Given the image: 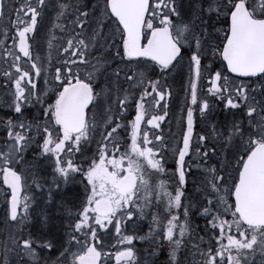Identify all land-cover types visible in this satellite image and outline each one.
<instances>
[{
  "label": "snow or ice",
  "instance_id": "6c2138e0",
  "mask_svg": "<svg viewBox=\"0 0 264 264\" xmlns=\"http://www.w3.org/2000/svg\"><path fill=\"white\" fill-rule=\"evenodd\" d=\"M0 197V264H264V0H0Z\"/></svg>",
  "mask_w": 264,
  "mask_h": 264
},
{
  "label": "flooded vegetation",
  "instance_id": "af4514ba",
  "mask_svg": "<svg viewBox=\"0 0 264 264\" xmlns=\"http://www.w3.org/2000/svg\"><path fill=\"white\" fill-rule=\"evenodd\" d=\"M178 79H177V83H176V73H174V98L171 101V105H172V110L174 115L178 114L179 111V106L183 103V91H181V85L183 83V81L186 79V75L182 76L180 74H177ZM204 87H207V85H204ZM219 107V105H217V108ZM218 117H220V115L216 114ZM161 128L163 130V132L165 134H167L169 132V122L166 119V121L161 123ZM171 130L173 132L178 131V127L176 125L175 119H172L171 121ZM157 134H159V130H157ZM169 167H171V164L168 165ZM198 222L197 224L199 225H203V221L199 220V219H195L194 217V222ZM147 232V221H145V223L142 225V232L140 233L141 235H143L144 233ZM135 247L138 250V256L141 258L142 262H144V264H152V260H155V264H160V261L165 259L164 255H160L158 257H148L146 255V252H150L151 248L149 246L148 243L145 242H141V241H137L135 243ZM188 253L184 252L182 253V259L184 256H187ZM188 264H191V258L189 257V261Z\"/></svg>",
  "mask_w": 264,
  "mask_h": 264
},
{
  "label": "rangeland",
  "instance_id": "374dc122",
  "mask_svg": "<svg viewBox=\"0 0 264 264\" xmlns=\"http://www.w3.org/2000/svg\"><path fill=\"white\" fill-rule=\"evenodd\" d=\"M177 83V80H176ZM63 194V193H62ZM70 195H67L65 197H70ZM57 200L60 199V196L58 195L56 197ZM3 198H2V204L0 205V235H2L3 233L7 232V226L3 223L4 217H3V212H4V208H3ZM43 204L39 203L37 206H35V211H40L41 208H43ZM51 217V223L49 225V229L53 234H57L60 233V227H61V223L63 224L64 221L62 219V216L58 214V210L55 206V204H53L52 206H49L46 209Z\"/></svg>",
  "mask_w": 264,
  "mask_h": 264
}]
</instances>
